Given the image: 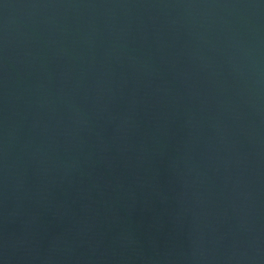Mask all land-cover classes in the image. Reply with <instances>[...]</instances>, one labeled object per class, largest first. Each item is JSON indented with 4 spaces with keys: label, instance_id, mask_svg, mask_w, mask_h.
Returning <instances> with one entry per match:
<instances>
[{
    "label": "water",
    "instance_id": "obj_1",
    "mask_svg": "<svg viewBox=\"0 0 264 264\" xmlns=\"http://www.w3.org/2000/svg\"><path fill=\"white\" fill-rule=\"evenodd\" d=\"M0 264H264V0H0Z\"/></svg>",
    "mask_w": 264,
    "mask_h": 264
}]
</instances>
